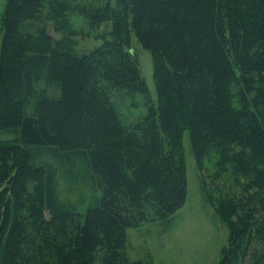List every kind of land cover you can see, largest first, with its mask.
Returning <instances> with one entry per match:
<instances>
[{
  "label": "trees",
  "instance_id": "obj_1",
  "mask_svg": "<svg viewBox=\"0 0 264 264\" xmlns=\"http://www.w3.org/2000/svg\"><path fill=\"white\" fill-rule=\"evenodd\" d=\"M61 1L7 0L2 18L0 123L18 135L0 142L14 184L4 264H119L124 230L185 204L186 132L201 170L213 153L219 178L232 165V187L216 198L236 251L220 264H238L243 245L242 264H264V0H117L106 15L84 7L92 28L113 25L89 55L48 32L46 9ZM133 37L153 56L158 98L126 127L116 95L149 94ZM46 151L94 175L101 197L85 218L55 198L53 172L36 164Z\"/></svg>",
  "mask_w": 264,
  "mask_h": 264
},
{
  "label": "rangeland",
  "instance_id": "obj_2",
  "mask_svg": "<svg viewBox=\"0 0 264 264\" xmlns=\"http://www.w3.org/2000/svg\"><path fill=\"white\" fill-rule=\"evenodd\" d=\"M63 1L61 2L64 3ZM66 1L68 7L64 4L46 9L48 15L45 26L54 39L72 40L74 51L78 55H89L101 48L106 40H111L112 21L92 28L89 13L83 8L101 10L106 15L110 14L109 6L111 9L117 8V0ZM6 6L7 0H0V50L3 39L2 18ZM131 47L136 52L149 94L116 95L114 100L126 127L146 115L150 105L147 98L154 103H157L158 98L152 54L143 49L134 37ZM37 87L41 89L46 85L41 81ZM47 89L49 94L53 92L52 87ZM235 102L238 103V100L235 99ZM7 129L0 123V142L13 144L18 135L9 133ZM182 152L187 189L185 204L168 219H156L151 214L149 220L124 230L121 237L125 244L119 253V264H220L230 247L236 251L235 246L231 245L229 225L220 218V203L217 199L219 194L226 192L224 183L232 187V165H226L227 172L219 178L216 172L220 169V156L213 153L205 162L204 170H201L188 132L184 136ZM36 164L43 167L46 174L53 172L55 198L74 208L81 218H85L87 206L101 197V191L86 162L76 157L72 162H63L54 152L46 151L36 158ZM11 175V168H0V264H4L6 251L11 243L9 234L13 222L14 194ZM214 191L216 194L213 193L212 196ZM45 217L51 218L48 211H45ZM244 247L243 245L240 257L238 256V264H242Z\"/></svg>",
  "mask_w": 264,
  "mask_h": 264
}]
</instances>
